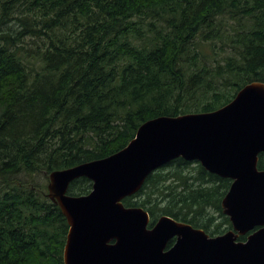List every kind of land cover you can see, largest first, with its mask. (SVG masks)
<instances>
[{
    "label": "trees",
    "instance_id": "trees-1",
    "mask_svg": "<svg viewBox=\"0 0 264 264\" xmlns=\"http://www.w3.org/2000/svg\"><path fill=\"white\" fill-rule=\"evenodd\" d=\"M252 81L264 82V0H0V264H63L51 171L120 150L148 119L216 110ZM230 182L179 157L123 203L149 227L168 215L214 236L231 228ZM91 186L78 178L68 194Z\"/></svg>",
    "mask_w": 264,
    "mask_h": 264
},
{
    "label": "water",
    "instance_id": "water-1",
    "mask_svg": "<svg viewBox=\"0 0 264 264\" xmlns=\"http://www.w3.org/2000/svg\"><path fill=\"white\" fill-rule=\"evenodd\" d=\"M262 152L264 82L252 81L216 110L148 119L120 150L51 171L46 195L68 224L63 264H264ZM179 157L231 180L220 202L230 229L210 236L168 215L148 227L145 209L124 205L149 174ZM81 177L91 190L68 194Z\"/></svg>",
    "mask_w": 264,
    "mask_h": 264
},
{
    "label": "rangeland",
    "instance_id": "rangeland-1",
    "mask_svg": "<svg viewBox=\"0 0 264 264\" xmlns=\"http://www.w3.org/2000/svg\"><path fill=\"white\" fill-rule=\"evenodd\" d=\"M216 214V216H217V221H218V223L219 222H223V218L222 217H218V214L217 213H215ZM197 228H199V227H197ZM221 229H223L224 231L226 230H228V229H230L229 228V225L228 224H223L222 226H221ZM204 230V229H203ZM222 233V232H221ZM241 240H243V239H241Z\"/></svg>",
    "mask_w": 264,
    "mask_h": 264
},
{
    "label": "flooded vegetation",
    "instance_id": "flooded-vegetation-1",
    "mask_svg": "<svg viewBox=\"0 0 264 264\" xmlns=\"http://www.w3.org/2000/svg\"><path fill=\"white\" fill-rule=\"evenodd\" d=\"M260 154H264L263 152L262 153H260ZM259 157V156H258ZM264 169V168H263ZM240 237V236H239ZM245 239V238H244Z\"/></svg>",
    "mask_w": 264,
    "mask_h": 264
}]
</instances>
